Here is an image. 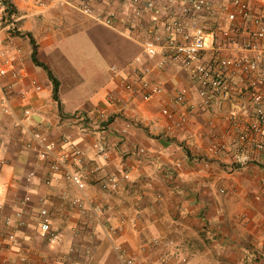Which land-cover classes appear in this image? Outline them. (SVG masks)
Wrapping results in <instances>:
<instances>
[{
	"label": "crops",
	"instance_id": "obj_1",
	"mask_svg": "<svg viewBox=\"0 0 264 264\" xmlns=\"http://www.w3.org/2000/svg\"><path fill=\"white\" fill-rule=\"evenodd\" d=\"M4 1L18 18L22 67L42 87L29 101L28 118L19 103L25 84L11 89L15 116L58 149L61 137H70L81 156L68 167L80 173L84 187L65 179L63 168L52 172L53 156L39 159V146L0 105V264H123L115 246L137 264H264L255 251L264 243V156L235 163L240 150L225 121L229 104L207 111L190 92L196 108L185 125L168 132L160 109L177 111L170 105L175 90L194 85L179 63L152 73L164 81V92L146 102L123 89L147 21L107 28L79 12L87 0ZM120 1L126 2L91 4L103 14L122 10ZM260 1L248 0L255 11ZM158 3L163 7L164 0ZM33 52L56 79L57 100ZM70 120L73 127L66 126ZM222 133L229 148L208 153ZM96 142L107 145L106 158L93 150ZM112 176L119 179L116 189H103ZM41 209L60 233L55 247L39 230Z\"/></svg>",
	"mask_w": 264,
	"mask_h": 264
},
{
	"label": "built area",
	"instance_id": "obj_2",
	"mask_svg": "<svg viewBox=\"0 0 264 264\" xmlns=\"http://www.w3.org/2000/svg\"><path fill=\"white\" fill-rule=\"evenodd\" d=\"M92 1H84L78 7L79 12L107 28H114L121 21L127 27L135 28L141 21H147L145 38L137 40L141 52L131 63V76L123 79L126 94H140L143 102L162 94L164 81L153 80L152 73L163 71L174 63H179L181 72L193 82L192 88H177L170 99V105L177 111L169 106L160 109V115L170 122L166 127L168 132L187 123L188 112L196 108L195 103L188 100L189 93L193 92L200 106L207 111L221 112L220 103L229 104L225 121L240 150L235 163L247 164L251 154L264 156V0L259 2L257 11L248 0H164L163 7L158 3L162 0H126L125 3L122 0L119 3H124L122 10L109 9L103 14L95 11ZM17 21L16 14L0 0L1 110L39 146V159L53 156L52 172L63 168L65 179L82 189L84 183L80 173L68 167L70 160L79 162L81 156L70 137L63 135L58 149L57 143L47 134L30 128L22 117L15 116L10 94L14 86L25 84L19 98L25 118L31 115L29 101L32 95L42 91L22 67V51L16 41ZM83 116H74V120H83ZM102 118L99 117L105 120ZM207 123L212 125L213 121ZM73 124L70 120L66 126L73 127ZM92 148L97 155L107 157L106 144L96 142ZM228 148L226 134L222 133L207 145L206 150L218 154ZM138 152L144 154L145 150L140 148ZM128 177V173H124L121 178L127 180ZM118 182L116 177H109L102 188L116 189ZM38 220L39 230L46 236L49 246L59 245L60 233L51 227L45 209L39 210ZM115 250L123 264H137L125 256L120 246H115ZM255 251L262 258L264 243Z\"/></svg>",
	"mask_w": 264,
	"mask_h": 264
},
{
	"label": "trees",
	"instance_id": "obj_3",
	"mask_svg": "<svg viewBox=\"0 0 264 264\" xmlns=\"http://www.w3.org/2000/svg\"><path fill=\"white\" fill-rule=\"evenodd\" d=\"M4 2H5V1H4ZM8 9H9L10 11H12V12H15V11L11 8L10 5H8ZM31 42H33V41L31 40ZM34 55H35V53L33 52V55H32L33 61H34L37 65H39V66H41L42 68H44V70L47 72V75H48L49 79L52 81V84H53V98H54L55 100H57L56 92H57V86H58V83H57L56 79L53 77V75L51 74V72L49 71V69H48L44 64H42V63L36 61Z\"/></svg>",
	"mask_w": 264,
	"mask_h": 264
},
{
	"label": "rangeland",
	"instance_id": "obj_4",
	"mask_svg": "<svg viewBox=\"0 0 264 264\" xmlns=\"http://www.w3.org/2000/svg\"><path fill=\"white\" fill-rule=\"evenodd\" d=\"M63 96H64V98H68V97H73V98H75V97H79L80 99L82 98V97H84L85 96V93H84V95H74V94H68V95H66V94H63Z\"/></svg>",
	"mask_w": 264,
	"mask_h": 264
},
{
	"label": "bare ground",
	"instance_id": "obj_5",
	"mask_svg": "<svg viewBox=\"0 0 264 264\" xmlns=\"http://www.w3.org/2000/svg\"><path fill=\"white\" fill-rule=\"evenodd\" d=\"M229 105H226V103L224 104V107H228Z\"/></svg>",
	"mask_w": 264,
	"mask_h": 264
}]
</instances>
